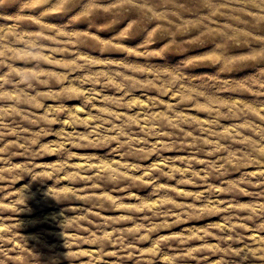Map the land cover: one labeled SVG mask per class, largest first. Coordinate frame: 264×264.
<instances>
[{"label": "rangeland", "instance_id": "374dc122", "mask_svg": "<svg viewBox=\"0 0 264 264\" xmlns=\"http://www.w3.org/2000/svg\"><path fill=\"white\" fill-rule=\"evenodd\" d=\"M0 264H264V0H0Z\"/></svg>", "mask_w": 264, "mask_h": 264}]
</instances>
